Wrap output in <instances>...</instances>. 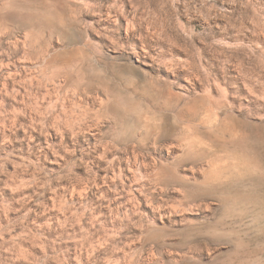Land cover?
I'll list each match as a JSON object with an SVG mask.
<instances>
[{
  "label": "rangeland",
  "instance_id": "1",
  "mask_svg": "<svg viewBox=\"0 0 264 264\" xmlns=\"http://www.w3.org/2000/svg\"><path fill=\"white\" fill-rule=\"evenodd\" d=\"M246 133L264 0H0V264H264Z\"/></svg>",
  "mask_w": 264,
  "mask_h": 264
},
{
  "label": "bare ground",
  "instance_id": "2",
  "mask_svg": "<svg viewBox=\"0 0 264 264\" xmlns=\"http://www.w3.org/2000/svg\"><path fill=\"white\" fill-rule=\"evenodd\" d=\"M111 95H112V92L109 91L106 96L109 97ZM231 134L235 137L238 136V134L236 132H231ZM224 135H226V134L224 133ZM221 141L223 144H227V142H231V143H234L236 145L239 142H243V143H245V146L252 147L259 153H260L261 149H264V134H262V133H258L256 136L254 134L246 133V134H243V136H241V138H239V140H235V139L229 140L228 137L224 138V136H222ZM219 144H220V142H219ZM263 159H264V154H263ZM252 171L247 169L245 172V176L247 177V179H236V183L239 184V183H245L246 181L247 182L252 181V182L260 185L261 187H264V169L262 170L261 176L256 175ZM217 190H219V189H217ZM237 195L240 197V199H248L249 198L254 203L256 202V203L264 205V200L262 201L259 198V196L256 195V193H253V194L251 193L250 195L245 196V195H242V193L237 192Z\"/></svg>",
  "mask_w": 264,
  "mask_h": 264
}]
</instances>
